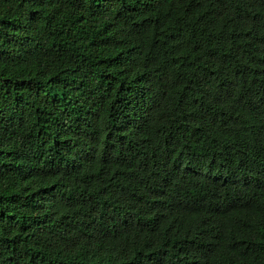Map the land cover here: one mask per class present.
<instances>
[{"label": "trees", "instance_id": "1", "mask_svg": "<svg viewBox=\"0 0 264 264\" xmlns=\"http://www.w3.org/2000/svg\"><path fill=\"white\" fill-rule=\"evenodd\" d=\"M0 264H264V0H0Z\"/></svg>", "mask_w": 264, "mask_h": 264}, {"label": "bare ground", "instance_id": "2", "mask_svg": "<svg viewBox=\"0 0 264 264\" xmlns=\"http://www.w3.org/2000/svg\"><path fill=\"white\" fill-rule=\"evenodd\" d=\"M232 190V189H231ZM220 201H222V200H220ZM162 229V228H161ZM226 229V228H225Z\"/></svg>", "mask_w": 264, "mask_h": 264}]
</instances>
